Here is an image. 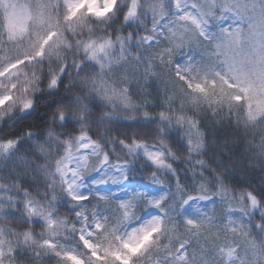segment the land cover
<instances>
[{
	"label": "snow or ice",
	"instance_id": "6c2138e0",
	"mask_svg": "<svg viewBox=\"0 0 264 264\" xmlns=\"http://www.w3.org/2000/svg\"><path fill=\"white\" fill-rule=\"evenodd\" d=\"M41 93L46 136L0 139V264H264V196L225 175L264 170V0H0V124Z\"/></svg>",
	"mask_w": 264,
	"mask_h": 264
},
{
	"label": "trees",
	"instance_id": "16d2710c",
	"mask_svg": "<svg viewBox=\"0 0 264 264\" xmlns=\"http://www.w3.org/2000/svg\"><path fill=\"white\" fill-rule=\"evenodd\" d=\"M112 25L114 28L119 26V17L112 21ZM59 96L60 93L55 95L50 93L38 94L36 108L33 110V112L26 116H14L9 118L6 123L0 124V139L22 137L24 136L26 130H31L33 132V139L43 138L46 136V130L49 125V117L54 111L55 104ZM120 123L124 124V122ZM151 126V122H137L135 124H126L123 129H114L112 132L113 134H121L123 138V135L130 133L133 128L143 131L144 129H148ZM58 131H61L65 135L68 132L67 129H58ZM209 131L211 139V130ZM221 132H223L224 135L229 134L227 130H217L216 136L220 137ZM91 134L93 136L105 137L108 133L106 132L103 125L93 121L91 126ZM169 143L173 147V150L177 151L178 154L186 151L183 142L178 139L177 134L175 133L172 134ZM108 147L111 150L112 146L109 145ZM17 149L18 152L26 153L30 156L34 155V153L31 151L32 141L27 137L20 141ZM115 151L123 154L119 145L115 146ZM231 151L234 156L233 163L236 170H229L225 173L228 182L239 187L256 189L260 195L264 196V176H262V171L264 170L257 169L255 167H249L248 157L246 154L242 153L239 148L233 149ZM218 156L221 157V159H218ZM233 156L225 155L224 153L219 152L218 148L215 146L210 147L208 153H206V158L216 167L225 166L229 160L233 159ZM16 159L17 157L14 155L7 162H0V175H3L6 178L15 176L19 171V169L16 168ZM173 166L179 171L180 169L184 168V161H174ZM180 176L182 180H190V177H188L186 172H180ZM26 183L33 184L34 190V183L31 180V177L26 180Z\"/></svg>",
	"mask_w": 264,
	"mask_h": 264
},
{
	"label": "rangeland",
	"instance_id": "374dc122",
	"mask_svg": "<svg viewBox=\"0 0 264 264\" xmlns=\"http://www.w3.org/2000/svg\"><path fill=\"white\" fill-rule=\"evenodd\" d=\"M28 114H29V113L24 114L23 116H26V115H28ZM150 191H151L154 195H159L161 190H158V189L153 188V189H150Z\"/></svg>",
	"mask_w": 264,
	"mask_h": 264
}]
</instances>
